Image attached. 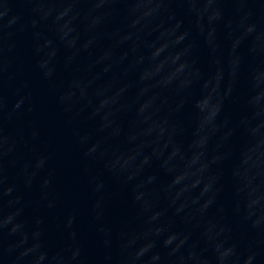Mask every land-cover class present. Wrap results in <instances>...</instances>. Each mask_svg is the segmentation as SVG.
Masks as SVG:
<instances>
[{
  "label": "water",
  "instance_id": "95a60500",
  "mask_svg": "<svg viewBox=\"0 0 264 264\" xmlns=\"http://www.w3.org/2000/svg\"><path fill=\"white\" fill-rule=\"evenodd\" d=\"M0 264H264V0H0Z\"/></svg>",
  "mask_w": 264,
  "mask_h": 264
}]
</instances>
